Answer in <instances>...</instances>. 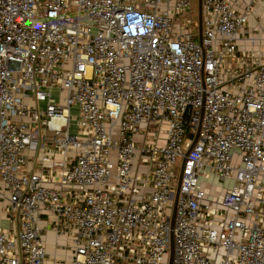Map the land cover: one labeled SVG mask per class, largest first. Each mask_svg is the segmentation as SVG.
Returning a JSON list of instances; mask_svg holds the SVG:
<instances>
[{"label": "built area", "instance_id": "built-area-1", "mask_svg": "<svg viewBox=\"0 0 264 264\" xmlns=\"http://www.w3.org/2000/svg\"><path fill=\"white\" fill-rule=\"evenodd\" d=\"M192 2L0 0V264H264V0Z\"/></svg>", "mask_w": 264, "mask_h": 264}, {"label": "crops", "instance_id": "crops-1", "mask_svg": "<svg viewBox=\"0 0 264 264\" xmlns=\"http://www.w3.org/2000/svg\"><path fill=\"white\" fill-rule=\"evenodd\" d=\"M261 21L263 22L264 13H260ZM164 128V124L160 125V128ZM160 128L158 130H160ZM133 141L136 146L140 144L141 138L138 133L133 135ZM164 141V130L160 134L158 131L154 136V142L156 144H162ZM40 152L36 155L31 154L30 152L25 153L27 161L25 163V168L28 169L31 167L32 158L39 156ZM56 156V155H54ZM132 171H143L145 167L143 166L142 161L140 160L139 151L135 150L133 155V163L131 167ZM216 183L215 178L212 179ZM53 187H58V183L51 184ZM214 191L218 190V186H210ZM34 223L38 228V232L41 236V239L44 244V264H69L72 253V241L71 236L73 232L65 231L57 234L55 231V225L53 223V216L51 213L41 210L39 214L34 218ZM17 228L16 216L15 213L9 211L8 202L6 198L0 197V230L10 232L13 234Z\"/></svg>", "mask_w": 264, "mask_h": 264}, {"label": "water", "instance_id": "water-1", "mask_svg": "<svg viewBox=\"0 0 264 264\" xmlns=\"http://www.w3.org/2000/svg\"><path fill=\"white\" fill-rule=\"evenodd\" d=\"M197 1V9H196V21H197V41H200V37H201V11H200V0H196ZM195 140V136L190 144V146L193 144ZM189 146V147H190ZM188 147V149H189ZM188 149L186 150V152L188 151ZM178 183L179 180L177 181V185L175 188V194H174V200L173 203L175 201L176 198V194H177V190H178ZM172 215H173V209H172V213H171V218H170V225H171V220H172ZM171 260H172V239H171V232H169V243H168V255H167V264H171Z\"/></svg>", "mask_w": 264, "mask_h": 264}, {"label": "rangeland", "instance_id": "rangeland-1", "mask_svg": "<svg viewBox=\"0 0 264 264\" xmlns=\"http://www.w3.org/2000/svg\"><path fill=\"white\" fill-rule=\"evenodd\" d=\"M196 9H197V1L193 0V2H192V11H193V14H195V15H196ZM193 25L194 24H191V27H193ZM192 39H196V38L192 37ZM51 93H52L51 94L52 98H55L56 97V91L53 90ZM156 131L157 130H153V131L151 130L150 133H148V137H151V138L154 137L156 135ZM162 131H163V127H161L160 130H158V132L160 134L162 133ZM209 191H210V193H213L214 189L213 188H209Z\"/></svg>", "mask_w": 264, "mask_h": 264}]
</instances>
